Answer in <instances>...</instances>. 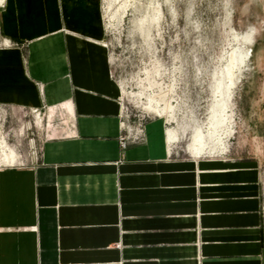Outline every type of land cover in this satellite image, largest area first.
I'll return each instance as SVG.
<instances>
[{"label":"crops","instance_id":"1","mask_svg":"<svg viewBox=\"0 0 264 264\" xmlns=\"http://www.w3.org/2000/svg\"><path fill=\"white\" fill-rule=\"evenodd\" d=\"M88 1L0 5V104L44 123L36 160L0 167V264H264L259 166L126 119Z\"/></svg>","mask_w":264,"mask_h":264},{"label":"rangeland","instance_id":"2","mask_svg":"<svg viewBox=\"0 0 264 264\" xmlns=\"http://www.w3.org/2000/svg\"><path fill=\"white\" fill-rule=\"evenodd\" d=\"M100 2L104 41L113 76L124 97L126 119L134 122L157 117L130 96L142 90L137 84L146 78V70L153 72L152 77L165 89L174 84L175 91L169 94L177 100L179 119L177 123H166L165 129L178 130L175 148L181 156L186 153L194 129L207 121L212 74L219 68L222 52L229 49L230 33L241 37L251 32L253 43L244 50L248 58L237 76L229 105L233 133L228 138L227 152L220 156L259 166L264 215V0H133V7L117 21L119 25L111 21L113 26H107V20L118 10L119 16L125 0L112 3L110 12L106 11L110 0ZM157 3L161 15L155 17ZM0 46L13 45L2 40ZM43 124L34 109L0 104V136L19 154L22 164L36 160Z\"/></svg>","mask_w":264,"mask_h":264},{"label":"bare ground","instance_id":"3","mask_svg":"<svg viewBox=\"0 0 264 264\" xmlns=\"http://www.w3.org/2000/svg\"><path fill=\"white\" fill-rule=\"evenodd\" d=\"M3 1L4 0H0V4H2ZM115 1L117 3V0H110L109 6H107L106 11L109 10L110 12L112 3H114ZM81 2L83 6H91V2L88 0H81ZM132 2L133 0H125V2H122L120 8L121 13L118 16V10L116 13L111 14V16L107 20V26H113L111 22L112 20H116V23L118 20L120 21V18L124 16L126 10L129 7H133ZM96 7L98 10H100L101 2L99 0L98 2H96ZM155 13V17L161 15L160 6L158 3L155 7ZM142 22L146 24V21H144V19L142 20ZM228 24L229 23H227V26H229ZM143 25L144 24H142V26ZM115 27H117V25ZM230 32L231 31H229V33ZM250 33L246 32V34H243V36L241 37H239L235 32H231L229 35L231 37L228 43L229 49L224 53L222 52L223 55L220 56L222 61L218 65L219 68L217 67L218 69L216 68V70L212 74V95L210 103L208 105L209 110L207 115V121L202 126H197L194 129L190 144L187 147L188 152L194 156L218 157L227 152L228 138L233 133V118L231 115L232 111L229 107L230 102L232 101V89L235 82L237 81V76L242 71V66L245 64V61L248 58V53L244 50L247 45L249 46L251 43H253ZM227 41L228 39L226 40V42ZM152 74L153 72L146 70V78L140 79L137 84L142 88V90L138 93H131L130 96L132 97L133 101H135L137 104L145 105L143 106L145 110L156 114V116L163 122L177 123V120L179 119L177 114V100H174V98L170 96V94L175 91L173 90L174 84L166 86L167 88L165 89L162 86L163 83L159 82L154 77H152ZM173 83L176 82H174L173 80ZM142 100H146V103H142ZM175 102L176 105L174 106ZM164 132L166 135L167 145L169 146V148H171L170 146L178 140V130L176 128L168 130L164 128ZM18 158L19 156L17 152L6 143L4 137L0 136V167L3 165H14L16 162H18ZM18 164L20 165L22 163Z\"/></svg>","mask_w":264,"mask_h":264},{"label":"built area","instance_id":"4","mask_svg":"<svg viewBox=\"0 0 264 264\" xmlns=\"http://www.w3.org/2000/svg\"><path fill=\"white\" fill-rule=\"evenodd\" d=\"M130 139L132 142H138L141 139L140 138V130H139V132L138 131L134 132Z\"/></svg>","mask_w":264,"mask_h":264}]
</instances>
